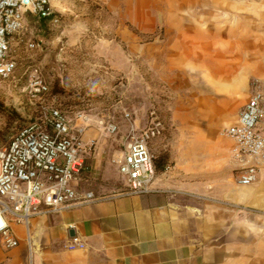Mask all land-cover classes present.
Listing matches in <instances>:
<instances>
[{"label": "rangeland", "instance_id": "obj_1", "mask_svg": "<svg viewBox=\"0 0 264 264\" xmlns=\"http://www.w3.org/2000/svg\"><path fill=\"white\" fill-rule=\"evenodd\" d=\"M52 6L58 25L43 29L29 17L21 41L13 40L19 65L0 83V151L40 114V98L28 89L37 68L49 85L50 100L55 98L69 116L79 110L93 116L83 141L96 138L100 155L80 184L87 191L128 189L112 164L124 151L125 112L141 129L157 118L163 122L152 154L167 158L175 169L183 142L233 141L225 129L236 123L254 88H264V0H52ZM30 41L41 47L29 50ZM233 60L237 67L229 63ZM221 63L229 66L221 69L226 75L229 70L239 74L236 85L216 86ZM205 109L215 113L204 114ZM103 119L117 124L118 132L106 133L97 121ZM213 151L199 149L195 157L209 162L210 170L219 165L224 171L231 154L224 161ZM243 189L259 192L253 187L237 191ZM241 210L240 222H230L223 240L227 264H264V209L242 204Z\"/></svg>", "mask_w": 264, "mask_h": 264}, {"label": "crops", "instance_id": "obj_2", "mask_svg": "<svg viewBox=\"0 0 264 264\" xmlns=\"http://www.w3.org/2000/svg\"><path fill=\"white\" fill-rule=\"evenodd\" d=\"M229 63L237 67L234 60ZM227 67L225 63L216 70L217 87L236 85L239 74L229 70L226 75L221 69ZM226 76L230 79L223 80ZM205 110L207 115L215 113ZM182 144L175 169L157 172L154 188L159 192L130 195L110 190L96 193L99 201L59 214L35 215L28 227L13 225L19 247L7 250L0 239V262L24 264L26 259L31 264H227L230 256L223 240L230 222H240L242 204L264 209V168L257 183L241 186L237 171L240 164L233 158L224 171L219 165H214L213 171L209 162L195 157L197 150L203 153L213 148V153L224 156L225 161L233 141L194 140ZM99 155L96 152L94 160ZM241 187L259 192L237 191ZM80 188L87 191L83 184ZM75 237L85 242V249L67 248Z\"/></svg>", "mask_w": 264, "mask_h": 264}, {"label": "built area", "instance_id": "obj_3", "mask_svg": "<svg viewBox=\"0 0 264 264\" xmlns=\"http://www.w3.org/2000/svg\"><path fill=\"white\" fill-rule=\"evenodd\" d=\"M52 0H0V83L11 79L18 60L13 53V40L24 34L28 18L34 20L53 17ZM55 18L52 23L59 24ZM41 47L28 42V49ZM30 93L40 98V114L20 127L0 151V239L5 249L19 247L13 225L28 227L31 217L40 214H59L100 200L94 191L82 192L80 184L91 170L96 155V138L83 141L93 116L79 110L69 116L55 98L49 99L50 88L39 77V70L31 71ZM129 123L124 151L112 160L130 195H148L159 192L154 188L157 168L152 145L164 133L158 118L144 128L133 122L130 112L123 114ZM98 125L111 135L119 126L112 121L97 120ZM234 141L232 158L237 168L238 183L252 186L259 180L264 168V88L257 85L240 111L236 123L225 129ZM167 165L165 173L173 170ZM67 248L83 250L86 244L73 238Z\"/></svg>", "mask_w": 264, "mask_h": 264}, {"label": "trees", "instance_id": "obj_4", "mask_svg": "<svg viewBox=\"0 0 264 264\" xmlns=\"http://www.w3.org/2000/svg\"><path fill=\"white\" fill-rule=\"evenodd\" d=\"M55 18L59 19L60 16L57 15V14H54L53 17H51V18H48V19H40V20L38 21V23H40V26H41L43 29H45V28L47 27V25H48L49 23H52V21H53ZM16 116H18V115H16ZM12 121L14 122V121H16V119H13ZM154 160H155V164H156L157 172H163L164 169H165V167H166V165H167V158H164L163 156H160V157H157V158H156V156H154Z\"/></svg>", "mask_w": 264, "mask_h": 264}, {"label": "water", "instance_id": "obj_5", "mask_svg": "<svg viewBox=\"0 0 264 264\" xmlns=\"http://www.w3.org/2000/svg\"><path fill=\"white\" fill-rule=\"evenodd\" d=\"M71 235H72V236H74V235H75V233H74L73 231H71Z\"/></svg>", "mask_w": 264, "mask_h": 264}]
</instances>
